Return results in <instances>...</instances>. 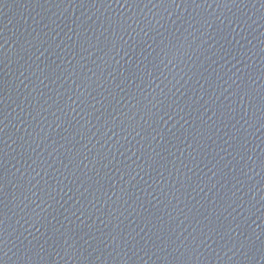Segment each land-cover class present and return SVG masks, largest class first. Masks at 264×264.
Listing matches in <instances>:
<instances>
[{
  "label": "water",
  "instance_id": "water-1",
  "mask_svg": "<svg viewBox=\"0 0 264 264\" xmlns=\"http://www.w3.org/2000/svg\"><path fill=\"white\" fill-rule=\"evenodd\" d=\"M0 264H264V0H0Z\"/></svg>",
  "mask_w": 264,
  "mask_h": 264
}]
</instances>
